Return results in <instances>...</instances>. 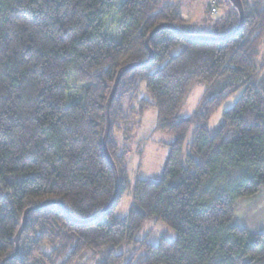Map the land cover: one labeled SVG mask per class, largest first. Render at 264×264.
<instances>
[{
  "label": "trees",
  "instance_id": "1",
  "mask_svg": "<svg viewBox=\"0 0 264 264\" xmlns=\"http://www.w3.org/2000/svg\"><path fill=\"white\" fill-rule=\"evenodd\" d=\"M242 2L243 27L226 37L240 20L235 6L198 29L169 0H0V262L16 249L25 210L56 199L75 220L53 203L30 211L19 252L5 264H53L65 256L70 264L86 249L135 240L151 217L177 237L142 241L143 254L126 264H264V231L233 222L235 205L264 188V0ZM161 23L189 36L161 28L150 38L153 60L121 77L107 141L119 194L94 218L115 190L103 148L107 99L118 71L149 56L146 38ZM225 77V87L191 116H180L197 80L211 85ZM142 82L155 99L158 128L175 138L159 178L137 179L134 203L118 217L127 166L114 127L124 111L122 94L136 95L138 113L152 104L140 96ZM122 259L112 251L104 264Z\"/></svg>",
  "mask_w": 264,
  "mask_h": 264
},
{
  "label": "rangeland",
  "instance_id": "2",
  "mask_svg": "<svg viewBox=\"0 0 264 264\" xmlns=\"http://www.w3.org/2000/svg\"><path fill=\"white\" fill-rule=\"evenodd\" d=\"M171 1L180 3L184 14L192 22L198 23V29L209 28L216 20L229 15L234 10V5L229 0ZM212 6L218 8L216 13L211 11ZM181 49L182 45L177 46L173 54H177ZM262 51H264V48ZM260 63L264 65V53L260 58ZM228 83L229 79L226 77L211 85L197 80L180 110V116H191L199 108L203 98L215 94ZM240 93L241 91L235 93L223 103L212 117L209 127H213L220 122L223 111L234 103ZM140 96L152 103L144 113L135 111L138 109L139 104L133 92L122 94L124 111L114 127V139L118 143L117 154L124 156L127 166L125 187L114 210L115 215L118 217H125L134 203L133 188L137 179L155 180L159 178L166 164L170 144L175 138L173 134L158 128V112L154 105L155 99L146 88L145 82L140 84ZM191 139L192 131L189 132L185 142V153L190 150ZM233 222L254 232L264 231V188L256 197L241 200L235 205ZM161 237L174 240L177 233L166 222L151 217L136 232L135 240L125 241L116 247H106L101 250L86 249L82 255L70 264H104L112 251L115 254L123 255V259L117 264H126L130 260L135 261L138 256L143 254L145 248L142 246V241L158 244ZM45 248L50 251L48 245ZM66 258L67 256L62 257L60 260H54L53 264H65Z\"/></svg>",
  "mask_w": 264,
  "mask_h": 264
},
{
  "label": "water",
  "instance_id": "3",
  "mask_svg": "<svg viewBox=\"0 0 264 264\" xmlns=\"http://www.w3.org/2000/svg\"><path fill=\"white\" fill-rule=\"evenodd\" d=\"M230 1L237 8V10L239 12L240 20H239V23H238L237 27L233 31H231L228 35H226V37H229L231 35L236 34L243 27V24H244V21H245V12H244V7H243L242 0H230ZM165 27L172 29L173 31H175L177 34H179L181 36H184V37L185 36H189V35L185 34L183 31H181L173 23H161L158 26H156L149 33V35L146 38V42H145L146 47H147V49L149 51V56L146 59L142 60V61L132 62V63H129L127 65H124L118 71L116 79H115L114 84L112 86V90H111V92L109 94V97L107 99V102H106V105H105V110H106V128H105V133H104V137H103V148H104V152H105V155L107 157V160L109 161V163H110V165H111V167L113 169V173H114V177H115V190H114V194H113L111 200L109 201V203L94 218L103 215L110 207H112V205L116 201V198H117V196L119 194V174H118V169H117V166H116V163H115L114 159L112 158V156H111V154H110V152L108 150L107 141H108L109 133H110V130H111L110 107H111L112 101H113V99H114V97L116 95L120 79H121V77L123 76V74L126 71H128L130 69H133V68L142 67V66H144L146 64H149L153 60L154 51H153V49L150 46V38L158 30H160L161 28H165ZM196 37H201V36H196ZM52 203L60 205L64 209V211L67 213L69 218L71 220H75V217L72 216V214L70 213L68 208L60 200L50 199V200H46V201H43L41 203H38V204H35V205H32V206L28 207L25 210V212H24L23 221H22L21 226L18 229L17 234L15 236L16 249H15V251L13 253H11L10 255H8L6 257H4L1 260L0 264H5L8 260L13 259L18 254L19 249H20L21 235H22L23 230H24V228H25V226H26V224L28 222V214H29V212L32 211V210L40 209V208H42L44 206H47L48 204H52Z\"/></svg>",
  "mask_w": 264,
  "mask_h": 264
},
{
  "label": "built area",
  "instance_id": "4",
  "mask_svg": "<svg viewBox=\"0 0 264 264\" xmlns=\"http://www.w3.org/2000/svg\"><path fill=\"white\" fill-rule=\"evenodd\" d=\"M218 11V8L216 6H212V12H217Z\"/></svg>",
  "mask_w": 264,
  "mask_h": 264
},
{
  "label": "crops",
  "instance_id": "5",
  "mask_svg": "<svg viewBox=\"0 0 264 264\" xmlns=\"http://www.w3.org/2000/svg\"><path fill=\"white\" fill-rule=\"evenodd\" d=\"M169 1H171V0H169ZM172 2H174V1H172ZM183 16H184L185 18L190 19L189 17H187V16L184 14V12H183ZM190 20H191V19H190Z\"/></svg>",
  "mask_w": 264,
  "mask_h": 264
}]
</instances>
